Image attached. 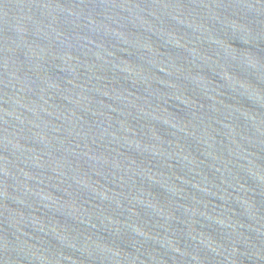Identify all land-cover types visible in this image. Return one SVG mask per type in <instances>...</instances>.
<instances>
[{
    "label": "water",
    "instance_id": "water-1",
    "mask_svg": "<svg viewBox=\"0 0 264 264\" xmlns=\"http://www.w3.org/2000/svg\"><path fill=\"white\" fill-rule=\"evenodd\" d=\"M0 264H264V0H0Z\"/></svg>",
    "mask_w": 264,
    "mask_h": 264
}]
</instances>
